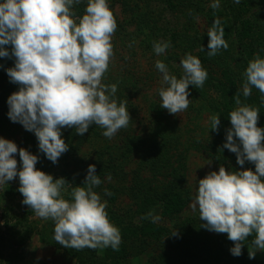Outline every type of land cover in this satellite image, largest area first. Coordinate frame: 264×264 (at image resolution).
Masks as SVG:
<instances>
[{
    "label": "clouds",
    "instance_id": "obj_1",
    "mask_svg": "<svg viewBox=\"0 0 264 264\" xmlns=\"http://www.w3.org/2000/svg\"><path fill=\"white\" fill-rule=\"evenodd\" d=\"M82 2L0 0V58L14 60L5 71L9 81L19 86L7 98V116L34 133L38 151L54 164L69 150L62 129L73 128L83 136L95 124L111 139L131 118L126 103L115 98L117 85L102 82L113 56L114 14L108 0H86L83 15L77 16L74 6ZM219 6L220 0H213L211 7ZM207 35L208 56L228 48L219 19L213 20ZM169 47V41L153 43L156 55ZM180 65L183 73L177 78L164 62L156 61L163 80L160 106L174 115L188 108L189 85L201 88L208 76L201 60L191 53L181 58ZM244 76L243 97H249L255 87L264 100V57L257 53ZM235 102L237 106L228 114L231 127L223 148L236 154L238 165L247 161L255 170H226L221 165L218 171H210L198 179L191 208L198 210L202 227L227 234L234 242L230 248L234 256L242 254L244 241L255 234L254 247L249 248V259H253L257 250L264 251V128L257 125L258 108L243 104L239 95ZM219 124L220 115H212L210 129L218 131ZM38 159L0 136V184L19 178L22 203L38 217L54 221V240L60 245L118 250L121 233L108 218L107 202L95 191L102 183L95 164L88 165L84 181L72 187L66 199V179H54L37 168ZM105 195H110L107 189ZM148 216L152 222L158 219L152 213Z\"/></svg>",
    "mask_w": 264,
    "mask_h": 264
},
{
    "label": "trees",
    "instance_id": "obj_2",
    "mask_svg": "<svg viewBox=\"0 0 264 264\" xmlns=\"http://www.w3.org/2000/svg\"><path fill=\"white\" fill-rule=\"evenodd\" d=\"M212 2L213 0H108L117 28L112 36L113 56L103 80L107 79V85H117L115 98L118 102L126 103L131 118L127 127L120 129L121 142L100 146L87 164H95L102 181L96 189L102 190L104 194L107 189L110 195L106 196L110 203H114L121 194H128L141 206L142 211L149 212L160 203L163 217H173L174 220L179 218L180 221L175 230L146 218L136 224L132 220L128 221L121 212L108 208V218L121 233L118 250L110 247L109 255L102 259L97 254L98 248L77 250L65 247L78 264H108V259L109 264H119L128 244L134 241L139 243L137 251H147L150 254L151 262L158 258L151 255L152 244L157 242L158 246L171 250V264H255L246 256L244 245L240 256L231 254L230 248L234 242L228 239L226 233L212 236L201 226L199 218H183L181 215L191 197L187 178V159L191 151H202L205 157H211L218 165H226L227 170H255V165L247 161L243 166L238 165L235 153L223 148V144L219 147L221 140H226L227 130L231 127L228 114L237 106L235 101L238 95L243 104L260 110L257 125L264 128V100L261 93L253 87L249 97L242 95L248 62L257 53L264 57V0H240L239 4L234 3V0H220V6L216 9L211 7ZM85 7L86 0H83L73 10L77 16H82ZM214 19H219L224 28L223 38L228 43V48H222L215 56L210 57L207 54V31ZM200 22L204 24L202 30L199 28ZM155 41H169L170 47L164 54L156 55L153 51ZM202 46L204 51H201ZM139 51L146 52L150 59V68L145 70V77L158 83L155 94L145 96L146 106L136 104L144 96L145 89L131 65V61L137 59ZM187 53L197 56L208 73L203 87L189 85L190 108L201 103L200 108L207 109L211 115H220L218 131H212L208 141L192 137L183 140V132L177 128V120L173 114L160 106L161 98L158 93L163 80L162 73L156 68V61L164 62L170 73L179 78L183 73L180 60ZM13 63V59L0 58V136L5 138L13 135L18 126L7 116V98L19 87L9 81L5 71ZM205 103L208 106L204 108ZM200 108L198 112L201 111ZM99 127L91 125L83 136L77 135L73 128L64 129L69 145L65 157L82 168L81 175L77 178L71 179L70 172L66 174L65 179L71 185L81 184L85 179L88 166L81 152L83 145L99 132ZM25 135L28 140H36L32 132L25 131ZM137 155H143L147 159L130 174L129 161L134 160ZM23 220L28 221L27 217L14 223L5 219L7 233L3 234L13 235L19 221ZM254 235L245 240L249 241V246L252 245ZM5 237L0 233V247ZM17 241L19 243L23 240ZM162 255L163 253L159 256ZM168 255L170 257V253Z\"/></svg>",
    "mask_w": 264,
    "mask_h": 264
},
{
    "label": "rangeland",
    "instance_id": "obj_3",
    "mask_svg": "<svg viewBox=\"0 0 264 264\" xmlns=\"http://www.w3.org/2000/svg\"><path fill=\"white\" fill-rule=\"evenodd\" d=\"M199 28L201 30L204 29V24L202 22L199 23ZM149 60L146 52L139 51L137 59L131 61V65L137 72L136 75L142 80L143 88L145 89L143 92L144 96H142L138 103H136L143 106H146L147 104V98L145 96L154 95L158 89V83L149 81L144 75L145 70L150 68ZM106 81L107 79L102 80L103 83L107 84L108 82ZM109 85L111 84L109 83ZM200 104L201 103H197L193 105V109L190 108L189 104L185 111L178 113L177 115L173 114V117L177 120V128L183 132L181 133L183 134V140L192 137L208 141L211 136L213 130L210 129V117L212 115L207 109L204 110L200 108ZM207 106L206 103L203 105L204 108ZM198 108H200V112H198ZM142 109L144 110L145 107ZM16 126L17 130H15L13 135L9 136L7 139L16 142L18 148L24 147L33 154L38 155L39 159L36 165L37 168L51 174L54 179L58 177L67 178L66 174L69 172L71 173V179L77 178L81 175L82 168L74 164L70 158H66L65 153L61 155L57 163L54 164L49 161L43 153L38 151L37 139L35 141L28 140L25 131L27 133H29V131L25 130L19 123H16ZM99 128L100 130L96 136L83 145L81 155L82 158L85 157L84 159L87 166V162L92 160L95 150L101 148L100 146L121 142V139H119L120 130L109 139L102 134L104 129L101 127ZM63 132L64 129H62V135L67 143L68 141H66ZM225 141L226 140H221L222 143L219 144V147L221 144H224ZM16 159L19 168L20 158L18 153L16 154ZM146 159L147 157H144L143 155H137L134 160H130L128 164L129 173L131 174L135 169L140 168ZM220 166L221 165H218L211 157H205V154H203L202 151H191L187 159V178L188 184L191 187V197L188 205L181 214L183 218H199L198 210L193 211L191 208L192 199L197 189V181L212 170L218 171ZM224 167L227 170V166L225 165ZM139 173L145 176L143 171H140ZM75 186L77 185H71V182L68 183L67 181L66 191L63 193L66 199H70L71 188ZM18 188V177L9 181L8 184H0V230H2L0 233L1 235L6 236L0 247V264H78L74 257L67 253L66 248L54 240V221L50 219L44 220L38 217L29 206L23 204V196L18 191ZM95 191L100 194L103 201L107 202L106 210H108V208H113L127 217L126 219H128V221L132 220L136 224H140L144 218L152 220V218L148 216L149 213H152L158 218L156 223L165 226L170 230H175L176 224L180 221L179 218L174 220L173 217H163L160 203H157L152 207L149 212L142 211L141 206H138L128 194H121L114 203H110L108 197L102 190L95 189ZM181 215H179V217ZM24 217H27L28 221H19V226L14 230L13 235L8 236L3 234L7 233L6 226L4 225L5 219L8 218L10 222L14 223L16 220H22ZM208 233L212 236H219L221 234L209 230ZM18 239L23 241L18 243ZM135 242L136 241L128 244V249L126 251L127 254L124 253L119 264H171L172 252L169 248L158 246L157 242L153 243L151 255L158 258L151 262L149 261L150 254L147 251H137L139 243ZM244 243L246 248L245 254L249 258V248L251 249L254 246H249V241H244ZM109 249L110 247L98 248L97 254L103 259L107 254L109 255ZM161 253H163V255L159 256ZM168 253H170V257ZM252 260L255 264H264V251L257 250L255 257Z\"/></svg>",
    "mask_w": 264,
    "mask_h": 264
}]
</instances>
